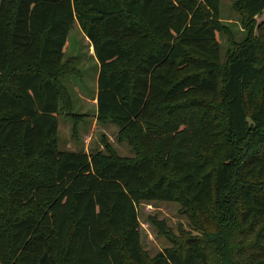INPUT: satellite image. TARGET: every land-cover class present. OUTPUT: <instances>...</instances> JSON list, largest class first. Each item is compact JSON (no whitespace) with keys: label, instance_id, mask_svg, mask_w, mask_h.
Instances as JSON below:
<instances>
[{"label":"trees","instance_id":"16d2710c","mask_svg":"<svg viewBox=\"0 0 264 264\" xmlns=\"http://www.w3.org/2000/svg\"><path fill=\"white\" fill-rule=\"evenodd\" d=\"M240 9L264 33V0ZM76 23L99 64L97 117L136 161L59 149ZM226 30L221 0H0V264H143L139 208L158 201L214 208L217 264H264V42L222 79ZM211 103L244 152L224 149ZM151 264L212 263L191 236Z\"/></svg>","mask_w":264,"mask_h":264},{"label":"rangeland","instance_id":"374dc122","mask_svg":"<svg viewBox=\"0 0 264 264\" xmlns=\"http://www.w3.org/2000/svg\"><path fill=\"white\" fill-rule=\"evenodd\" d=\"M221 17L227 27V30L219 36L222 46V62L225 67L222 74V79H224L226 68L236 57L238 48L255 39L264 42V33L263 29L259 30L244 24L240 0H221ZM91 47L89 39L76 23L70 32L66 48V57L71 58L67 72L74 65L76 73L62 79V84L66 86L72 99V106L63 109L59 114V149L87 154L100 153L103 156L127 157L136 161L141 156L130 145L128 139L119 134L118 124L112 119L100 121L97 117L96 95L99 66ZM206 104L210 105L208 102ZM211 107L219 120L224 149L236 154L244 152L242 150L245 148L244 144L237 143L229 131V114L224 104L211 103ZM68 110H70L69 115ZM262 140H264V130L260 129L259 133L253 137L252 149L258 147ZM235 201L239 209L240 198ZM139 214L143 264H151L152 259L164 249L184 246L186 239L191 236L201 240L202 245L207 249L211 263L217 264L216 248L210 243L213 239L211 236H214L217 231L214 208H208L205 213H201L181 201L177 203L158 201L143 203L139 208ZM129 263L133 264L130 261Z\"/></svg>","mask_w":264,"mask_h":264},{"label":"crops","instance_id":"0c3cea01","mask_svg":"<svg viewBox=\"0 0 264 264\" xmlns=\"http://www.w3.org/2000/svg\"><path fill=\"white\" fill-rule=\"evenodd\" d=\"M93 55H94V50H93ZM94 57H95V55H94ZM96 59V58H95ZM97 65V64H96ZM98 66H99V64H98Z\"/></svg>","mask_w":264,"mask_h":264}]
</instances>
